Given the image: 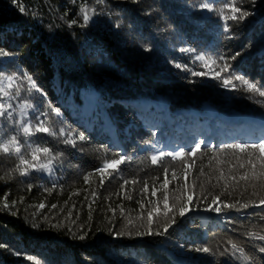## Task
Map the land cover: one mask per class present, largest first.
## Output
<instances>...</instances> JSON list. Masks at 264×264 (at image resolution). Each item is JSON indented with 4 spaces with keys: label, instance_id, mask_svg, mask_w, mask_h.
<instances>
[{
    "label": "trees",
    "instance_id": "trees-1",
    "mask_svg": "<svg viewBox=\"0 0 264 264\" xmlns=\"http://www.w3.org/2000/svg\"><path fill=\"white\" fill-rule=\"evenodd\" d=\"M228 3L248 15L222 18ZM0 51L10 54L0 73L21 77L22 95L0 98L14 120L28 98L55 129L85 137L76 147L45 133L27 138L51 149V172L21 175L20 161L0 152V264H264L262 154L228 147L264 142V97L235 79L264 91V0H0ZM24 74L40 92L29 96ZM94 98L100 105L81 117ZM0 134L25 143L5 117ZM21 152L37 165L50 158ZM121 155L118 169L103 168ZM217 196L221 211L207 210ZM181 206L191 208L184 217ZM149 228L163 235L143 234Z\"/></svg>",
    "mask_w": 264,
    "mask_h": 264
},
{
    "label": "snow or ice",
    "instance_id": "snow-or-ice-1",
    "mask_svg": "<svg viewBox=\"0 0 264 264\" xmlns=\"http://www.w3.org/2000/svg\"><path fill=\"white\" fill-rule=\"evenodd\" d=\"M202 8H206L209 10H212L211 4L210 3H203L200 5ZM227 7L230 8L231 10V15L225 17L223 11H221L220 15L224 19H232V20H243L248 13L245 11H242L239 7L235 6L233 3H228ZM21 11H24L23 8H21ZM81 12L84 14V20L87 22L89 20V10L86 7L81 8ZM225 32H228L229 29L227 26H225L224 29ZM187 51V49H185ZM10 55L6 51H0V56H8ZM238 55V53H237ZM235 59V56L232 57ZM197 59L203 60L204 57L202 56H197ZM223 59V57H221ZM215 63V61H214ZM177 67H180V65H177ZM228 65L225 64V68H227ZM194 75H202L203 73H193ZM236 80H239L242 82L243 85L246 86V90L249 92H254L257 93L259 96L264 97V91H262L260 88H258L254 83H250L248 80H245L241 76L235 77ZM21 80L20 76L16 75H4L0 73V98H7L9 100L11 99H16L22 95L21 93V84L18 83V81ZM23 80H26L29 84V87L27 88V92L29 93V96L31 95L32 91L35 90L36 92H40L41 90L37 86L34 80H32L31 76H28L26 74L23 75ZM225 85L227 86L228 84L231 83V80H225L224 81ZM20 112V119L19 120H14L13 118V112L9 111V109H13V105L11 103H8L5 105V103H0V117H5L9 121H13L16 125V127L19 129L20 132L23 133L25 139V143L22 145L18 139L17 135H12L8 139H3L2 134H0V152L6 155H11L15 156L19 161L20 165H26L24 169L20 168V165H17V170L20 171L21 175H27L29 169H35L37 171H52V160L55 159L56 157L52 156L51 154V149L48 147H35L33 148L32 144L28 143L27 138H30L32 136H35L37 133H45L48 136H52L54 138H62L63 143L65 144H70L72 147H76L77 145V140L83 141L85 139L84 136L72 133L70 130H67L65 128H59L55 129L51 124H48L46 119H43L42 117H46L47 113L40 112L37 108V106L33 105V103L30 102L28 98H25L22 103L18 105ZM29 110H33L34 116L32 119H29ZM57 115L59 114V110H56ZM33 119L35 120V123H33ZM199 145H196L195 149H192L189 153H184V152H174V153H168L169 156H171L173 159L177 158H183L185 155H191L192 152L195 150L199 149ZM228 147H231L233 149H238L241 152L246 151L249 147L252 149H258L260 153L262 154L259 158L261 159L262 162H264V142L261 143H256V144H231L228 145ZM21 148H26L31 150V160L32 161H39V155L38 153H44L47 154L50 158L47 160V163H39L33 164L29 160L25 159V154L21 152ZM164 156V153H160V157L158 158L157 156L152 157V162L157 163L158 159L162 158ZM125 162V157L121 155L119 159H113L110 163L108 161H105L103 168L107 169L109 167L113 169H118V166L122 163ZM249 163L252 166V169H255V164L249 160ZM262 166H264V163H262ZM240 167H244V165H240ZM203 171V169H201ZM165 172H167V169H165ZM259 175L264 176V172H261ZM257 173L253 171L252 173V178H256ZM175 178V176H173ZM87 179V177L85 178ZM235 179V177H233ZM250 177L248 176L247 173L244 175L240 176V180H249ZM168 185V181L165 180L163 183V186L166 188ZM153 196L156 195L155 191L152 193ZM193 197L189 196L188 201L192 202ZM219 202V197H215L212 200V203L209 205L207 210L215 211L219 213L221 211V208L219 206L213 207V205H218ZM261 204H264V200H261ZM5 208H8V204L5 201L4 204ZM42 208L43 205H40ZM55 207V205H53ZM224 208L228 207H235V205H229V204H224ZM243 207L247 208L248 205L245 204ZM164 217L165 219H169V213L173 211L172 207H169L168 204V197L167 195L164 196ZM191 208L187 206H181L179 208V215L180 217H184L188 211H190ZM157 211H159L157 209ZM148 219H149V224H151L152 221V213L149 212L148 214ZM171 224H174L176 222L175 217H171ZM171 224H166L164 227V232L166 233L168 231V228L171 227ZM145 235H163L161 232H153L151 228L148 229L146 233H143ZM119 235V234H118ZM137 235H141V233H137ZM80 239H84L83 236L79 237ZM257 239L264 240V236H257ZM4 245H0V247H3ZM233 250L239 251L241 253V258L244 260H247L248 257L244 255L243 249H239L237 245L233 244L232 245ZM197 252H210L211 250L207 247L205 248H196L194 249ZM261 252H264V247L260 249Z\"/></svg>",
    "mask_w": 264,
    "mask_h": 264
},
{
    "label": "rangeland",
    "instance_id": "rangeland-1",
    "mask_svg": "<svg viewBox=\"0 0 264 264\" xmlns=\"http://www.w3.org/2000/svg\"><path fill=\"white\" fill-rule=\"evenodd\" d=\"M95 105H100L99 104V99H86V102H85V107H84V109L82 110V112H81V117H83V118H87L88 116H89V114L88 113H90L94 108H95ZM103 107V106H102ZM102 116H103V118H101L102 119V121H104L103 119L104 118H106V114H105V108L103 107V109H102ZM101 116V117H102ZM161 120V119H160ZM233 122V121H232ZM210 130H211V132H214V130H215V126L214 125H211L210 126ZM166 131L168 132V133H170V131H171V123L166 127ZM199 132V131H198Z\"/></svg>",
    "mask_w": 264,
    "mask_h": 264
}]
</instances>
